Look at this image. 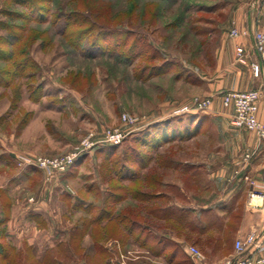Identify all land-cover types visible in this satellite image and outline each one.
Listing matches in <instances>:
<instances>
[{"label": "rangeland", "instance_id": "rangeland-1", "mask_svg": "<svg viewBox=\"0 0 264 264\" xmlns=\"http://www.w3.org/2000/svg\"><path fill=\"white\" fill-rule=\"evenodd\" d=\"M79 1L0 0V264H168L167 254L139 255L135 242L121 249L111 245L114 238L106 237L105 229L92 230L91 219L110 190L130 184L117 171H140L135 160L148 154L154 158L135 188L166 192L153 183L157 173L164 172L165 183L190 176L180 166L173 168V157L185 146L150 152L142 139L162 138L172 130H179L178 138L195 135L212 144L250 134L258 139L233 126L222 103L221 120L212 117L215 99L225 91L211 96L207 110L178 113L195 98L209 97L217 47L225 35L232 38V13L217 11L223 0H162L150 6L139 0L134 14L135 0H83L91 5L82 13L87 25L66 29L77 18H70L73 12L81 10L74 9ZM252 1L256 15L261 0ZM56 15L61 16L57 23ZM109 132L122 134L118 145L106 140ZM80 149L65 173L29 164ZM258 203L259 198L252 202ZM121 206L127 205L116 211ZM220 248L228 250L225 244Z\"/></svg>", "mask_w": 264, "mask_h": 264}, {"label": "crops", "instance_id": "crops-1", "mask_svg": "<svg viewBox=\"0 0 264 264\" xmlns=\"http://www.w3.org/2000/svg\"><path fill=\"white\" fill-rule=\"evenodd\" d=\"M223 1L224 4L216 8L217 11L229 10L233 20L230 27H237L241 34L236 39L227 35L222 38L216 50L215 79L209 82L206 92L209 96H215L222 91L260 90L262 96L257 115L264 123V74L255 77L251 70V63L259 60L253 32L263 27L261 8L255 15L252 0ZM220 103L221 98L217 97L216 110L211 113L213 118L221 120L224 111H221ZM206 115L202 116L204 120L210 117V114ZM215 143L191 137L169 141L166 145L185 146L183 154L173 157L176 160L173 168L176 170L178 165L181 172H189L190 175L185 179L174 176L166 182L165 193L169 205L182 211L187 221H195L198 227L193 231L183 224L185 231L191 233L188 238L183 235L185 231L178 234L167 229L162 221L155 224L152 232L178 249L168 247L165 251L171 258L168 264H221L234 255L237 238L264 225V145L251 134L248 139H227ZM192 146H195L194 150ZM247 153L252 154L250 160L245 159ZM253 189L260 192V196L256 197L259 198L257 205L252 204L254 200L250 201ZM115 243L121 249L120 241L114 240L111 245ZM219 244H228V250L220 248ZM190 246L197 247L204 259L193 258L188 252ZM137 250L144 257L149 252L141 247Z\"/></svg>", "mask_w": 264, "mask_h": 264}, {"label": "trees", "instance_id": "trees-1", "mask_svg": "<svg viewBox=\"0 0 264 264\" xmlns=\"http://www.w3.org/2000/svg\"><path fill=\"white\" fill-rule=\"evenodd\" d=\"M21 1L22 4H26L29 0H21ZM146 1L149 3L150 6L152 5V1L159 2L162 0H146ZM44 2L50 3L53 2V0H44ZM138 2L139 0H135V2H133V6H132L133 14L134 12L136 13V10L138 8L137 5ZM90 7H91L90 3L83 0L79 1L78 5L74 6V9L79 8L81 9L78 10L80 12L76 11L78 12V14H76V12H73L71 17L69 16L70 18L75 16L77 18L76 19L74 18L75 20L73 21L70 22L68 21L65 28L68 29L70 26L72 27L79 26L80 22H82L83 25H87L88 19L87 17L83 16L82 13L84 12V10L88 8L90 10ZM33 11L36 12V9L34 7H33ZM43 12L46 14L47 17H45L44 13H38L39 15L36 14L34 17H37V15L44 16L45 18L44 17L43 18L45 19L46 22H48V20L52 15L50 6L44 8ZM54 17L57 18V20L54 21L55 23H57L59 21L58 19L61 18V16L59 15H56ZM78 18H80L79 22L77 20ZM113 23H109V24L114 25ZM106 24H103V29L109 28V26H106ZM6 27L7 29L9 28L8 26ZM80 32L82 34L79 37H81V39L83 40L86 34L84 32H86V30ZM108 32H112V31L110 30ZM106 34L109 35V33ZM124 41L128 43L129 36H127L124 39ZM133 45L134 46L137 45V40L134 41ZM77 47L80 48L79 46ZM156 70L157 68L152 69V71H156ZM150 76H152V74H150L149 77ZM188 128H189V124H188ZM187 131L189 132V134H192V131H189V129H187ZM178 132L179 130H172L169 133L166 132L163 133L162 138L153 135V138H149V139L145 138L142 139L140 142L141 145H146V148L147 147L150 148V152H159L160 150H162V148H165L164 146H166L169 141H173L177 139L183 140L194 136L191 135V137L186 138L179 135L178 138V136L176 137ZM138 155L139 154L137 152L136 159L138 158ZM152 155L148 154L146 156L147 157L146 159L142 158L141 160L138 158L139 160H135L136 163L139 164L141 170L146 169L151 165L150 164L151 160L154 158V156ZM170 165L172 164H168L166 167ZM141 170L135 171L130 168L124 167L121 168L119 171H117L116 175L119 176L118 178L122 182H127L130 184L129 185L119 184V187L117 188L116 191L110 190L108 192L107 197L104 199L103 206L91 219L90 228H92V230L94 229V227L98 229L99 228L105 229V232L108 235L106 237L114 238V240H119L120 243L124 246L130 244L131 241L135 242L137 245H139V247L146 248L152 255L159 257L162 254H165V251L168 250V247H175V245L169 243L164 238H160L156 236L152 232V229L155 228V224H158L159 222L162 221L164 222L167 229L176 231L178 234H179L178 229L182 227L184 223L191 228L190 230L193 231L196 230L198 227L196 226L195 221H187V216L182 211L177 210L176 207L169 205V199L165 191L163 190L149 191L148 189L141 190V188L139 187L135 188L134 185L136 184L138 185V180L141 178ZM156 176L157 178L156 177L154 178L153 183L162 186V188L163 187L165 188L167 184L164 181V172L157 173ZM150 181H152L151 178L148 179V182ZM148 182H147V187H149ZM150 184H152V182H150ZM120 204L121 205L126 204L127 206L125 207L121 206L122 208L116 211L115 207H117ZM89 207H90V211L93 212V206L91 205ZM152 219H155V221H152ZM107 228L108 229L114 228V233H110V234L107 233L108 232ZM200 230L202 231L203 228ZM183 235L189 238L191 233L190 231H185ZM98 243L99 241L96 240L95 244ZM225 245L228 246V244ZM175 250L178 249L175 247ZM105 253H106V249L101 248V254H105ZM168 261L171 262L170 257H168Z\"/></svg>", "mask_w": 264, "mask_h": 264}, {"label": "built area", "instance_id": "built-area-1", "mask_svg": "<svg viewBox=\"0 0 264 264\" xmlns=\"http://www.w3.org/2000/svg\"><path fill=\"white\" fill-rule=\"evenodd\" d=\"M261 12L264 18V0H261ZM240 34L241 31L237 27L231 28L230 36L232 38L236 39ZM253 41L259 60L251 63V70L255 77H261L264 74V23L261 29H256L253 32ZM261 96L260 90L256 89L230 90L222 94L221 103L226 110L232 113L231 122L233 126L254 133L264 145V123L258 119L257 115ZM212 104L213 97L211 96L201 99L195 98L192 105L181 108L178 113L185 114L207 110ZM121 139L122 134L109 132L106 140L113 145H118ZM82 151L80 149L78 152L61 159H39L33 162L29 160V164L44 169L50 174L54 169H59L62 173H65L72 168ZM251 157L252 154L247 153L245 159L250 160ZM258 196H260L259 190L253 189L250 193V201ZM188 252L193 258L204 259L202 252L195 246H190ZM120 264L125 263L121 262ZM221 264H264V225L250 231L244 237L237 238L234 243V255L226 258Z\"/></svg>", "mask_w": 264, "mask_h": 264}, {"label": "water", "instance_id": "water-1", "mask_svg": "<svg viewBox=\"0 0 264 264\" xmlns=\"http://www.w3.org/2000/svg\"><path fill=\"white\" fill-rule=\"evenodd\" d=\"M120 264V263H119Z\"/></svg>", "mask_w": 264, "mask_h": 264}]
</instances>
